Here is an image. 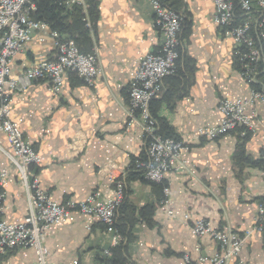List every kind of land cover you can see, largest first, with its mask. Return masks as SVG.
<instances>
[{"label":"crops","instance_id":"crops-1","mask_svg":"<svg viewBox=\"0 0 264 264\" xmlns=\"http://www.w3.org/2000/svg\"><path fill=\"white\" fill-rule=\"evenodd\" d=\"M96 2L94 32L88 34V42L80 40L81 48L97 52L102 72L94 84L87 86L67 73L58 94L51 93L44 80L33 81L14 94L12 119L40 155L36 175L41 187L59 203L83 200L93 192L106 198L112 195L113 180L120 178L136 221L124 264H183L185 254L197 257L196 248L205 255L218 252L217 242L193 235L191 225L197 219L207 220L216 229L245 235L238 258L230 264L237 259L245 264H264V230L247 234L258 204L264 203V103L255 105L258 119L245 139L230 133L214 140H194L183 149L179 160L185 167L166 174L169 203L161 205L163 197L159 200L152 185L139 179L125 181L132 161L143 160L146 150L140 124L127 125V88L138 57L161 43L153 26V11L147 0ZM177 2V11L185 19L180 33L179 71L165 78L163 95L152 105L157 106L159 119L180 136L188 137L199 126L216 125L219 101L246 98L251 85L239 75L231 39L222 36L213 22L212 1ZM81 10L88 12L87 8ZM50 30L36 31L24 50L13 57V75L53 58ZM263 72L259 70L257 83L264 80ZM7 150L8 141L0 131V165L8 170L4 216L9 222H21L28 215V197ZM237 153L241 161L235 166ZM149 205L153 214L147 223L139 209ZM167 207L176 217L167 216ZM125 214L126 210L122 211L121 220ZM184 214L189 215L187 224L182 220ZM45 244L51 263L69 264L76 259L79 264H104L103 259L117 257V252L109 249L111 235L104 226L76 211L49 228ZM104 250L109 253L104 255ZM35 260L32 248L0 255V264H35Z\"/></svg>","mask_w":264,"mask_h":264},{"label":"built area","instance_id":"built-area-1","mask_svg":"<svg viewBox=\"0 0 264 264\" xmlns=\"http://www.w3.org/2000/svg\"><path fill=\"white\" fill-rule=\"evenodd\" d=\"M64 7L81 5L83 0H59ZM153 11V26L161 43L152 51L138 57L133 77L129 84L128 125L141 122V137L148 153V162L138 164L144 168V177L152 182L165 183L166 174L178 162L177 169L184 168L179 160L181 151L197 139L214 140L226 134L244 136L254 130L258 113L257 103H264V90H251L246 98L221 99L218 103L219 121L214 126H199L192 135L180 139L162 138L156 131V122L148 110L149 102L159 97L163 91V80L175 74L180 57V33L183 16L171 7L172 0H147ZM214 6L213 22L219 33L231 39L232 55L238 60V72L247 83L256 81L258 64L264 61V0H211ZM36 0H0V131L8 141L5 151L12 166L17 170L19 181L28 197V215L21 222H9L4 216V183L8 170L0 165V255L9 250L32 248L35 264H60L48 261V248L45 244L49 228L65 221L72 211L87 215L106 226L111 235V245L119 244L123 237L115 227L116 210L124 198V187L118 182L110 197L102 198L93 192L83 200L67 199L54 201L43 189L37 178L36 167L40 155L23 131L12 119L14 94L25 90L33 81L44 80L53 94L61 91L65 74L73 72L85 83H93L101 74L98 59L94 54L80 51L74 39L61 38L56 31H50L55 45L53 58L44 59L23 72L13 75L11 62L22 52L34 33L47 29L48 23L36 19ZM264 134V128H263ZM264 161V143L262 145ZM109 179H114L109 176ZM169 188L163 187L161 205H168ZM167 216L176 217L167 207ZM187 224L189 215L182 216ZM264 230V203H259L251 230ZM197 237L207 236L218 243L219 251L212 255L200 254L194 260L184 255L183 264H230L238 258L245 235L230 229L214 228L207 220L197 219L191 225ZM109 250H104L108 254ZM69 264H79L74 259ZM235 264H245L237 259Z\"/></svg>","mask_w":264,"mask_h":264},{"label":"trees","instance_id":"trees-1","mask_svg":"<svg viewBox=\"0 0 264 264\" xmlns=\"http://www.w3.org/2000/svg\"><path fill=\"white\" fill-rule=\"evenodd\" d=\"M36 3H37V11L34 14V17L36 19L44 20L45 22L49 24V27L51 29L58 31L60 35H64L67 38L74 39L76 44L79 46V49L82 52L89 53V51L80 47V43H81L80 40H83L84 42H88V33L86 29L84 28V22L82 20V16L80 15V12L78 9H75L70 12L66 11L65 13V11L63 12V8H62L64 6L63 5L59 6V4L55 2V0H36ZM177 3H178L177 0H172L171 2V7L176 11L178 10ZM86 4H87V11L90 15V18L93 21H95L97 18V14H98L96 0H86ZM184 25H185V19L183 18V25H182L181 31L183 30ZM179 50H180V57H181V47L179 48ZM179 59L177 61L176 73L170 76H174L178 73ZM233 59L237 65V70H239L240 65L238 64L237 58L233 57ZM261 64H262V60L258 64V72L259 70H264ZM259 75H257V77H259ZM164 81L165 79L163 80V84H164ZM250 85H251V88H253L254 90H261V87L264 86V80H262L261 83H257V78H256V81L253 83H250ZM163 99L165 100L167 99L166 94L163 96ZM152 102H151L150 110H151V115L156 119V122L158 124L156 132L163 137H175L176 135L174 133V129H172V127H170L166 123V121H164L163 119H159L157 117L155 113L157 106L153 107ZM157 104H159V102H157ZM248 135L249 133L245 134L244 136H239L238 134H236V136L241 139H245ZM238 156L240 157L239 153H237V155L235 156V164H236L235 166H237V164H239L241 161V159H239ZM145 158H146L145 155L141 157V159H144V160ZM136 161L137 160L132 161L125 181L128 182V180L139 179L143 181L144 183L152 185L154 189L157 191V194L160 200V198L163 197V184L144 179V176H143L144 170L141 167H135ZM262 163L264 164L263 159H262ZM125 210L127 213L125 214L126 217L124 218V220H121L120 216L122 214V211H125ZM139 214L142 218H144L147 221V223H149L150 216L153 214V206L149 205V206H145L139 209ZM124 221L127 222V224H122L124 223ZM135 222L136 221L134 218V209L130 205H127L126 203V190H125L123 201L116 210V219H115V227L117 229V232H119L122 235L123 240L119 244L109 248L110 250L117 252V257L110 258L109 260L103 259L104 261L103 260L102 261L104 262V264H124L125 263V261L127 260L125 258L127 243L130 242L133 238L130 231ZM104 255H107V254H104Z\"/></svg>","mask_w":264,"mask_h":264},{"label":"rangeland","instance_id":"rangeland-1","mask_svg":"<svg viewBox=\"0 0 264 264\" xmlns=\"http://www.w3.org/2000/svg\"><path fill=\"white\" fill-rule=\"evenodd\" d=\"M55 2H57L58 4H59V6L61 5L62 6V3H60V1L59 0H55ZM37 4V3H36ZM65 6V5H64ZM86 6V7H85ZM63 8V12L65 11V13H66V11L67 12H70V11H73V10H75V9H78L79 10V12H80V15L82 16V20H83V22H84V28L86 29V31H87V33L88 34H92L93 32H94V28H95V23H94V21L90 18V15H89V13L88 12H86V11H82L81 9L83 8V9H85V8H87V4H86V0H83V2H82V4L81 5H74V6H71V7H62ZM48 27H49V24H48ZM50 28V27H49ZM50 31H56V30H53V29H51ZM58 34H59V32L58 31H56ZM60 35V34H59ZM60 37L61 38H67V37H65L64 35H60ZM88 37H89V35H88ZM54 41V40H53ZM53 45H54V42H53ZM78 46V45H77ZM79 47V46H78ZM54 48H55V45H54ZM54 51H56V49L54 50ZM81 51V50H80ZM82 52V51H81ZM84 53V52H83ZM89 53H91V54H94L95 56H96V58L98 59V56H97V52H96V49H92V50H89ZM138 60V59H137ZM98 65L100 66V63H99V59H98ZM101 68V67H100ZM101 72H102V69H101ZM68 73H71V74H74L73 72H68ZM134 74V73H133ZM75 76H76V74H74ZM239 75H240V77L242 78V75L239 73ZM98 77V76H97ZM96 77V78H97ZM133 77V76H132ZM76 78L81 82V83H83V84H85V85H87V86H92L93 84H94V82H95V80H94V82L91 84V83H85L83 80H81L79 77H77L76 76ZM243 79V78H242ZM244 80V79H243ZM131 81V80H130ZM130 81H129V84H130ZM246 81V80H245ZM129 84H128V88H127V94H128V106H127V110H128V107H129V92H128V89H129ZM163 90H164V86H163ZM251 90H253V88H251ZM250 90V91H251ZM163 92V91H162ZM163 94L161 93L160 95H159V97L160 96H162ZM158 98V97H157ZM157 98H154V99H157ZM154 99H152L150 102H149V106H148V110H149V113L151 114V110H150V106H151V102L154 100ZM152 116V115H151ZM153 117V116H152ZM154 118V117H153ZM128 120H129V115H128ZM128 120H127V122H128ZM154 120H155V122H156V119L154 118ZM135 122H138L139 124H140V126H141V122H140V119L136 116V118H135ZM128 125V124H127ZM158 127V124H157V122H156V128ZM174 133H175V137H163V136H161L162 138H174V139H180L179 137H180V134H179V132L177 131V130H174ZM71 144V143H70ZM72 146H73V144H71ZM189 147V146H188ZM38 152V151H37ZM145 160L143 159V160H137L136 162H135V167H141V168H143V166H141V165H138V164H145V163H147L148 162V153H147V150H145ZM40 163H41V158H40ZM40 165V164H39ZM38 167V166H37ZM174 167L177 169V165L175 166V164H174ZM179 169V168H178ZM184 168H180L179 170H183ZM143 170H144V168H143ZM8 176V175H7ZM144 176V175H143ZM6 179H7V177H6ZM144 179H146L145 177H144ZM147 180V179H146ZM6 181V180H5ZM118 182H122L121 181V179L120 178H116V179H114L113 180V187H115L114 185H116ZM165 183H162L163 184V187L165 186V184L168 186V188H169V183H168V181L166 180V181H164ZM122 184H123V187H124V191H125V185H124V182H122ZM113 189V188H112ZM168 193H169V191H168ZM100 194V193H99ZM163 197H164V194H163ZM85 199V198H84ZM102 224V223H101ZM103 226H104V228H105V231H106V226L104 225V224H102ZM107 232V231H106ZM194 235V234H193ZM195 236V235H194ZM195 237H197V236H195ZM203 237H207V236H203ZM197 238H202V237H197ZM196 250L199 252V254L198 255H200V254H202V253H200V250H199V248H196ZM186 255V254H185ZM187 255H189V254H187ZM198 255H197V257H198ZM190 256V255H189ZM184 257V256H183ZM191 257V256H190ZM196 257V258H197ZM195 258V259H196ZM194 259V260H195Z\"/></svg>","mask_w":264,"mask_h":264}]
</instances>
